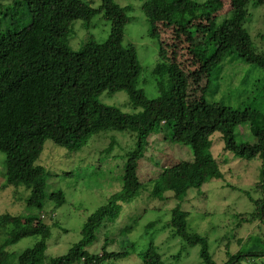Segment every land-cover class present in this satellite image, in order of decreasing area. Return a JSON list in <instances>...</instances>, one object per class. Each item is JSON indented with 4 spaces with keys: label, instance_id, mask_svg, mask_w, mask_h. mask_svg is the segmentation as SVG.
<instances>
[{
    "label": "trees",
    "instance_id": "1",
    "mask_svg": "<svg viewBox=\"0 0 264 264\" xmlns=\"http://www.w3.org/2000/svg\"><path fill=\"white\" fill-rule=\"evenodd\" d=\"M226 4L229 19L223 17ZM249 5L263 6L264 0H144L141 11L148 25L147 36L157 43L158 63L166 65L157 74L158 95L148 98L139 87L142 66L136 49L123 44L131 7L114 0H101L97 8L87 0H0V15L8 23L4 30L0 28V152L5 156L1 188L25 187L29 193L26 209L40 213L45 200L57 209L65 204L63 191L46 194L45 180L35 175L41 169L37 160L46 142L79 152L100 133L130 132L134 139L126 154L121 190L85 219L80 240L64 255L48 258L47 264H105L128 257V249L108 251L103 246L91 253L88 247L142 189L145 181L138 174L140 162L159 127L177 132L173 141L188 146L193 158L170 166L162 164L153 172L147 180L153 198L162 199L170 192L174 199H182L190 190L221 179L222 172L210 151V137L220 132L224 151L244 160H260L256 187L263 197L254 201V212L238 215V220L252 223L259 219L264 224V113L250 107L233 109L204 98L210 63H219L231 53L264 70V53L253 45L243 26ZM96 15L110 23L107 38L102 42L88 38L79 50H73L69 43L74 23L81 21L88 27ZM25 17L28 24L20 27ZM201 80L206 81L204 86L199 85ZM192 84L199 85V97L189 96ZM118 92L127 94L131 111L100 99L104 93ZM245 123H249L252 144L235 140L234 129ZM111 141L108 148H113L117 139ZM187 215L179 204L171 209L168 226L174 236L188 246L199 247L201 264H217L208 239L189 231ZM54 224L53 212L42 217L1 214L0 228L10 225L11 230L0 244V264H7V247L32 236L39 240L18 255L17 264H36ZM251 253L264 256V248ZM138 256L140 264H166L152 243ZM246 257L242 252L227 255L222 264H237Z\"/></svg>",
    "mask_w": 264,
    "mask_h": 264
},
{
    "label": "rangeland",
    "instance_id": "2",
    "mask_svg": "<svg viewBox=\"0 0 264 264\" xmlns=\"http://www.w3.org/2000/svg\"><path fill=\"white\" fill-rule=\"evenodd\" d=\"M87 1L93 8L101 3V0ZM114 1L120 6H129L132 9L128 12L131 21L123 28V44L132 45L136 49L142 66L139 87L148 98H155L158 95L157 74L166 65L158 63L157 43L147 36L148 25L141 11L144 0ZM224 13V18H231L228 4L224 6ZM24 19L20 22V27L28 24V18ZM0 21V28L4 30L8 23L2 15ZM243 26L253 45L264 53V5H249ZM73 28L74 35L69 45L77 51L88 38L104 41L109 34L110 23L102 15H96L88 27L83 26L81 21H76ZM210 64L209 88L204 94L206 100L233 109L250 107L264 113L262 68L246 64L235 53L225 56L219 63ZM205 84V80L199 83L203 86ZM199 85H191V98L201 95L197 87ZM193 89L196 90L195 93ZM100 99L106 105L116 106L125 112L131 111L125 92L114 95L104 93ZM176 133L166 131L164 127L156 130V135L150 140V146L140 162L138 174L141 181H145L142 189L135 199L122 206L114 222L99 231L96 241L88 247V251L96 253L103 246L108 251L128 249L130 254L127 258L110 260L105 264H140L138 254L152 243L166 264H201L199 247L183 243L168 226L171 209L179 204L188 213L186 223L189 231L208 239L210 254L217 264L226 261L227 255L238 252L247 257L237 264H264V256L256 257L251 253L264 248V224L259 219L252 223H239L238 220V215L254 212V201L263 197L261 189L256 187L260 182V160L255 158L248 161L236 157L232 152L224 151L220 132H215L210 137V151L222 172L221 179L211 180L200 189L190 190L182 199H174L170 192L162 199L152 197V184L147 180L153 172L160 169L162 164L170 166L191 161L193 158L192 150L188 146L173 141ZM234 133L237 143H254L249 123L238 125ZM129 136L132 137L130 132L100 133L91 137L79 152H68L46 142L37 160L41 169L35 175L38 179L45 180L46 194L62 190L66 201L56 209L52 202L45 200L41 214L37 210L25 208L24 202L29 194L25 187L1 188L5 181V156L0 152V215L7 213L12 216L42 217L50 216L53 212L55 224L51 227V235L46 241L45 249L38 255L36 264H47L48 258L64 255L80 240V229L85 219L106 204L112 194L121 190L126 154L134 144L133 137L131 139ZM115 138L117 142L114 147L108 148L109 142H115ZM65 172L71 174L65 175ZM10 230V225L0 228V244L8 237ZM104 237H108V240L105 241ZM38 240L39 237H27L7 247V264H17L18 255Z\"/></svg>",
    "mask_w": 264,
    "mask_h": 264
}]
</instances>
